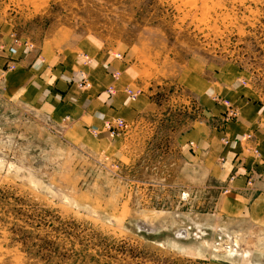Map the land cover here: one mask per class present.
Masks as SVG:
<instances>
[{
    "label": "rangeland",
    "instance_id": "374dc122",
    "mask_svg": "<svg viewBox=\"0 0 264 264\" xmlns=\"http://www.w3.org/2000/svg\"><path fill=\"white\" fill-rule=\"evenodd\" d=\"M0 22L15 47L123 54L162 99L179 96L140 136L178 134L198 119L181 88L200 69L239 67L264 103V0H0ZM169 140L132 153L79 146L0 85V264H264V227L161 168Z\"/></svg>",
    "mask_w": 264,
    "mask_h": 264
},
{
    "label": "crops",
    "instance_id": "0c3cea01",
    "mask_svg": "<svg viewBox=\"0 0 264 264\" xmlns=\"http://www.w3.org/2000/svg\"><path fill=\"white\" fill-rule=\"evenodd\" d=\"M11 36L0 22V76L8 65L15 66L0 77L10 101L59 124L73 144L101 152L113 147L115 152L132 153L141 142L148 140L152 147V139L169 138L160 166L175 172L178 187L197 188L200 194L207 191L218 204L222 202L228 215L264 227V103L244 82L239 67L227 64L213 72L208 68L191 72L181 90L183 101L199 109L198 119L178 134L140 136L136 131L140 125H157L167 110L172 112L181 104L179 96L162 99V87L147 85L137 63L123 54L56 41L15 47ZM83 70L91 86L82 90L77 83ZM115 72L118 79L113 77ZM111 86L114 95L107 92ZM126 90L138 94L132 97ZM216 97L235 104L238 118L226 122L228 107ZM116 118L128 124L129 136L109 137L105 124Z\"/></svg>",
    "mask_w": 264,
    "mask_h": 264
},
{
    "label": "built area",
    "instance_id": "2783aa9c",
    "mask_svg": "<svg viewBox=\"0 0 264 264\" xmlns=\"http://www.w3.org/2000/svg\"><path fill=\"white\" fill-rule=\"evenodd\" d=\"M11 52L13 54L16 53V49L15 48H11ZM88 60V59H87ZM10 69H14L15 66L13 64H10L9 65ZM8 67V68H9ZM80 81L77 83L78 84V87L80 89H86V88H89L91 86V82H90V78L88 77V74L86 71H80ZM113 77H115L116 79H118L120 76H119V73L118 72H115L113 74ZM128 91L129 95H131L132 97H136L138 92H134V91H129V90H126ZM107 92L110 94V95H114L115 93V89L113 88V86L109 87ZM216 100H221L220 98L216 97L215 98ZM222 103L226 104L227 105V111L224 113V120L227 122V121H233L235 119L238 118L239 116V111H238V108L233 105L231 102H229L228 100L226 99H223L221 100ZM105 127L107 129V131L110 133V136L112 137H116L117 135H120L122 134L123 132H125L128 128V124L123 120V119H120V118H116L115 120H112V121H108L106 122L105 124ZM248 138H251V136H248ZM226 143L228 142L227 140L225 141ZM187 196L186 193H183V196Z\"/></svg>",
    "mask_w": 264,
    "mask_h": 264
},
{
    "label": "bare ground",
    "instance_id": "6f19581e",
    "mask_svg": "<svg viewBox=\"0 0 264 264\" xmlns=\"http://www.w3.org/2000/svg\"><path fill=\"white\" fill-rule=\"evenodd\" d=\"M146 221V220H145ZM153 225V224H152ZM141 226L143 227H145V228H147L148 230L149 229H151V231L154 229V227L153 226H155L156 227V224L155 225H153V226H151L150 224H148L147 222H141ZM158 226V225H157ZM150 231V230H149ZM156 231V230H155ZM181 231H183V230H181ZM183 233H185V232H183Z\"/></svg>",
    "mask_w": 264,
    "mask_h": 264
}]
</instances>
